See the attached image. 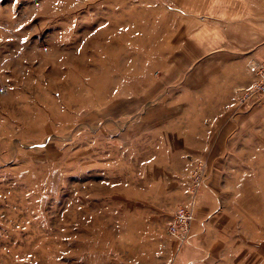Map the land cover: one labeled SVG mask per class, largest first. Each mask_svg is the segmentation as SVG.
<instances>
[{
	"label": "rangeland",
	"instance_id": "rangeland-1",
	"mask_svg": "<svg viewBox=\"0 0 264 264\" xmlns=\"http://www.w3.org/2000/svg\"><path fill=\"white\" fill-rule=\"evenodd\" d=\"M248 11L264 5L0 0V264H264V99H235L264 59ZM199 30L235 52L204 57L237 80L219 123L215 96L193 98L196 67L166 71L216 43ZM177 204L181 244L165 229Z\"/></svg>",
	"mask_w": 264,
	"mask_h": 264
},
{
	"label": "crops",
	"instance_id": "crops-1",
	"mask_svg": "<svg viewBox=\"0 0 264 264\" xmlns=\"http://www.w3.org/2000/svg\"><path fill=\"white\" fill-rule=\"evenodd\" d=\"M258 6L260 5H264V0H241V5H250V4H255ZM261 10V8H260ZM263 15L264 12H259ZM258 12L256 14H253V13H250L248 11V16H251V17H247L246 20H255V21H259L261 20L260 22H258V25L264 29V23H263V20L264 18H255L254 15H260ZM263 24H262V23ZM200 31V32H199ZM199 31H196L198 32L197 33V36L194 39L193 42L196 43V45L200 48L202 47H206L207 44L208 46L213 43V42H216L214 43L213 45H210L207 49L205 48L204 50L200 51L198 55H196L193 59H188V56L186 54V51L184 49H178L176 50L175 53L172 54V58L174 59L173 61L170 62L171 66L167 67V73L169 74V76L171 77L172 74H174V70L176 69L177 71V74H181V70L182 73L185 72H189L190 70L195 69L193 70V77L196 78L197 76L199 77L200 81L199 83L193 81L192 82V87L193 89L194 88H198V90H203L201 91V93L199 94L198 98L196 97H193L196 101L199 100L201 102H205L206 100H213V97H214V101L216 102L215 103V106H214V109L213 111H211V113H203L205 115H209V117L211 118L212 116H216L217 120L216 122H221L223 121L224 119H226L227 117L231 116L232 114H234L235 110L233 109L235 107L234 105V98L232 96V87L236 84L235 82L237 81L236 79H234V77L231 75L230 77H223V78H227L228 80H224V79H221L220 81H218L220 78H222V76H225V75H222L221 72L217 73L215 71H217V69L221 68L223 62L221 61H215L214 64L213 63H209V62H212L211 60L209 61H205L204 60V57L206 56L207 53H217L219 51H224V52H228V53H235L233 50L221 45L220 43H222V40H223V35H221L220 33L221 32H218L217 30H212V32H209L207 34L205 33H201V30ZM220 34V35H219ZM259 34V33H258ZM259 35L263 36L264 37V30L263 32H261ZM248 36V35H247ZM218 42V43H217ZM206 44V45H205ZM202 45V47H201ZM209 49V50H208ZM238 50H242V49H238ZM188 53H189V50L187 49ZM238 52V51H236ZM175 54V55H174ZM184 58V60L182 59ZM198 66V67H197ZM202 68H212L214 69V73L213 74H210L209 73V76L211 77V80H208L207 82L204 81V76H202V72L200 69ZM169 69H172L171 72H169ZM242 69V67H241ZM206 71V70H205ZM205 71H203V75L205 74ZM221 71V70H220ZM213 75V76H212ZM202 76V77H201ZM208 76V77H209ZM185 77V73H183V78ZM206 80V78H205ZM184 83V82H183ZM187 83V82H186ZM181 84V79H177V82H173V86L175 85H179ZM171 86V85H170ZM213 91V93H212ZM195 92V91H194ZM208 92V93H207ZM197 95V93H194ZM230 100V102H229ZM234 110V111H233ZM238 114L239 113H246L245 111H240V112H237ZM225 121V120H224ZM229 125V124H228ZM230 126V125H229ZM221 127V128H220ZM219 129V131H223V132H226V128L224 125H221L219 126L218 124L215 125L213 128L210 129V132H215ZM188 132H191V134H199V135H206L208 132L204 129V128H200L199 130L198 129H193V128H189ZM209 132V133H210ZM194 137V136H193ZM192 137V139H193ZM191 142H194V139L193 141ZM188 146H192L190 144H188ZM199 146H204L203 144L202 145H199Z\"/></svg>",
	"mask_w": 264,
	"mask_h": 264
},
{
	"label": "built area",
	"instance_id": "built-area-1",
	"mask_svg": "<svg viewBox=\"0 0 264 264\" xmlns=\"http://www.w3.org/2000/svg\"><path fill=\"white\" fill-rule=\"evenodd\" d=\"M249 71L252 73V80L236 89V102L242 104L243 102L255 97L254 100L261 98L264 92V59L258 62H251L248 64ZM194 175L192 178V184ZM192 212L190 209L182 204L174 206L168 221L166 222V232L176 239L178 244H181L188 235L189 224L191 221Z\"/></svg>",
	"mask_w": 264,
	"mask_h": 264
}]
</instances>
